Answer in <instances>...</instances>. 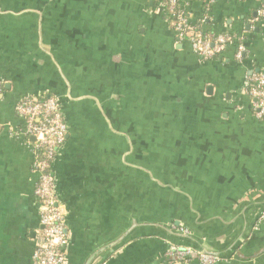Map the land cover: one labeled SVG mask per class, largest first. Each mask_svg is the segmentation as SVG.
Instances as JSON below:
<instances>
[{"label":"crops","instance_id":"0c3cea01","mask_svg":"<svg viewBox=\"0 0 264 264\" xmlns=\"http://www.w3.org/2000/svg\"><path fill=\"white\" fill-rule=\"evenodd\" d=\"M163 1L0 0V264H32L41 236L32 154L11 135L16 101L37 91L60 98L69 125L53 165L66 264H97L127 215L179 221L230 264H264V120L244 92L264 70L263 0H211L204 23L207 0H178L192 27L244 36L241 65L232 45L198 59L158 10ZM138 243L107 263L176 264L164 241Z\"/></svg>","mask_w":264,"mask_h":264},{"label":"built area","instance_id":"2783aa9c","mask_svg":"<svg viewBox=\"0 0 264 264\" xmlns=\"http://www.w3.org/2000/svg\"><path fill=\"white\" fill-rule=\"evenodd\" d=\"M205 3V15L212 4ZM167 7V11H164ZM158 10L169 23L179 42L186 41L191 51L203 61L219 57L228 46H234L235 61L241 65L246 53L244 36L229 33H204L199 27H192L178 0L163 1ZM264 20V0L258 10ZM173 17L171 21L169 18ZM200 26V24H199ZM4 82L0 79V96ZM244 92L250 99L251 111L258 120H264V70L251 72L247 77ZM14 111L21 120L20 127H12L11 135L22 138L32 154V173L37 176L33 196L37 203L41 236L32 254V264H66L69 237L65 232V212L55 193L53 165L59 151L66 142L68 127L65 123L61 105L55 96L37 91L20 97ZM170 261L179 259L197 260L198 264H218L220 259L213 255L202 254L190 248H173L167 252Z\"/></svg>","mask_w":264,"mask_h":264},{"label":"water","instance_id":"95a60500","mask_svg":"<svg viewBox=\"0 0 264 264\" xmlns=\"http://www.w3.org/2000/svg\"><path fill=\"white\" fill-rule=\"evenodd\" d=\"M258 72V71H256ZM151 77H158V75H156V73L154 71L151 72ZM151 92H154V85L151 86ZM212 87L208 86L206 88V96H211L212 95ZM163 93V91L161 90L160 93ZM168 93H172V91H169ZM61 108H62V113H63V117L65 120V123L67 125V127H69L66 117H65V111L63 108V102L60 100V98L58 96H56ZM200 107L203 105L202 102H200ZM158 109V107L156 108ZM173 124V123H172ZM67 139V136H66ZM65 145L66 142L64 144V146L62 147V149L59 151L56 160L62 155L63 150L65 149ZM55 175V174H54ZM58 180L57 177L55 175V193L59 199V193H58V188H57V184ZM160 184H164L163 182H160ZM152 202L157 201L158 199L153 195L152 192ZM137 201V199H136ZM60 204L63 207V212H65L66 215V209H65V205H63V203L59 200ZM153 204V203H152ZM160 202L158 201L156 204H154V206H159ZM171 211V210H168ZM172 212V211H171ZM171 214V216H170ZM128 216V221H127V225H128V229L127 231L124 233V235L117 237V241L116 243L112 244V245H104L102 246V253H105L106 255L102 256V258L100 259V261L97 264H108L107 263V259L108 260H114V262H116L115 260H118V257L121 256V254L123 252H125L127 249H129L130 247H136L139 246L140 244L138 242H142L143 244H159L161 242L164 241V243H166L167 245V252L172 250L173 248H190L196 252L202 253V254H207V255H213L215 257H217L218 259H220V263L219 264H230L232 262L231 256L230 257H226L222 254H220L219 252H215L211 249H208L200 244L197 243V241L193 238V235L188 231H184L183 227H180V222L179 221H173L175 219H173V217L175 216V212L173 213H169V216L171 218V221L166 222L165 224H161V223H155L157 221H149L148 223L146 221H142L140 218V215H135V216H131V215H127ZM264 218V212L258 216L256 218V220L258 219H263ZM257 222V221H256ZM182 229L183 231L179 230ZM253 229V228H252ZM66 232V231H65ZM250 236L247 235L246 237H244L241 241L240 244L243 243V241L246 238H249ZM145 238H150L152 239V241L149 242H144ZM128 243H130L131 245L125 247ZM141 243V244H142ZM123 247H125V250L122 253L116 254V256L113 257V255L115 253H117L119 250H121ZM96 257V256H95ZM195 260V259H194ZM197 262V260H195ZM176 264L178 263H187L186 259H179L177 261H175ZM91 263V262H90ZM88 263V264H90ZM198 263V262H197ZM110 264V263H109Z\"/></svg>","mask_w":264,"mask_h":264},{"label":"trees","instance_id":"16d2710c","mask_svg":"<svg viewBox=\"0 0 264 264\" xmlns=\"http://www.w3.org/2000/svg\"><path fill=\"white\" fill-rule=\"evenodd\" d=\"M165 2L168 1V0H164ZM164 11L166 12L167 11V7H164ZM171 21L174 19L173 17L169 18ZM213 60V59H211Z\"/></svg>","mask_w":264,"mask_h":264},{"label":"flooded vegetation","instance_id":"af4514ba","mask_svg":"<svg viewBox=\"0 0 264 264\" xmlns=\"http://www.w3.org/2000/svg\"><path fill=\"white\" fill-rule=\"evenodd\" d=\"M179 230L183 231L181 228H180ZM184 231H185V230H184ZM184 231H183V232H184Z\"/></svg>","mask_w":264,"mask_h":264}]
</instances>
